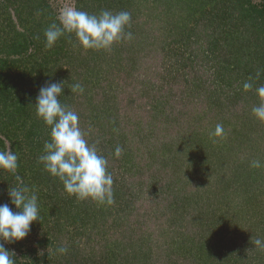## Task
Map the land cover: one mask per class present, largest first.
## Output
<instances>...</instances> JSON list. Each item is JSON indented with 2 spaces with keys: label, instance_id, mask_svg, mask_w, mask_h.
Segmentation results:
<instances>
[{
  "label": "trees",
  "instance_id": "16d2710c",
  "mask_svg": "<svg viewBox=\"0 0 264 264\" xmlns=\"http://www.w3.org/2000/svg\"><path fill=\"white\" fill-rule=\"evenodd\" d=\"M76 5L78 9L89 13L98 14L105 9L113 13L130 12L131 25L126 31L132 33V39L115 44L107 51H95L84 50L76 38H72V34L59 39L52 48H47L44 31L51 23L56 22V18L51 7L45 5V0H0V151L6 150L10 145L11 150L17 153L21 140L25 139L26 146L30 143L32 150H38L42 154L44 142L50 139V128L37 118L32 105L35 104L41 87L64 81V96H61V101L73 110L77 105L83 104L88 111L94 112V115H89L92 116V121L84 126L85 130L88 127L87 139L89 143L99 141L96 146L108 159V171L122 176L113 179L114 203L111 206L100 205L92 200H78L67 194L61 181L50 176L43 165L37 162L39 156H30L36 160L28 161L25 166L24 161H21L22 155L18 154V174L25 185L33 190L39 186L37 191L45 190L50 199L49 206H40V222L47 218V213L48 216L53 213V218L48 222L53 228V234L47 237L49 242H54L53 238L64 231L62 214L72 217V223L78 226L77 231L80 233L87 231V227L98 231L102 228L100 232L108 227L110 231H114L111 225L113 223L114 226L127 223L131 230L128 217L137 215L134 204L138 197L135 196L137 185L133 181L139 178L141 169L148 172L150 186L152 180L157 178L155 174L163 167L167 168V173H175L178 167L174 156L183 155V150L188 151L183 146L181 152L177 153L182 141H171L174 136L182 134L179 130L182 128L181 120L189 122L194 115V119L198 120L201 108L215 110L218 108V99L223 102L222 95L229 99V87L234 84L231 83L232 76L236 79L241 77L243 82L252 78L254 85L248 92L254 96L256 88L264 85V7L251 0H78ZM44 9L47 11L44 12ZM68 41L78 45L70 49V46H66ZM100 54L104 56L100 58ZM149 55L153 56L152 60H168L169 71H178L173 79L182 76L180 84L183 87L176 88L180 91L179 108L175 109L170 103L171 92L176 89L170 90L166 83L162 93L153 96L140 95L135 90L133 80L147 78L151 72L152 66L149 64L150 60H147ZM106 59H114L118 63L117 67L112 69L109 66L110 70L100 67L101 62ZM195 70L197 72L193 73ZM258 70L261 76L256 80ZM200 71H209L210 74L200 76ZM90 72L93 73L91 78L96 85L109 84L108 92L97 90L100 102L90 95V92L94 95L95 89L86 85L91 80L87 78ZM126 79H131L133 85L126 86ZM75 82H80L85 88L83 95L71 93L69 86ZM243 84L240 91L236 84L232 87L235 92H239L236 94L245 92ZM122 91L124 93L120 94ZM130 91L135 94L130 96ZM167 91L171 92L165 93ZM111 96L117 98L112 105ZM103 97L106 98L103 100ZM174 101L177 102V96ZM124 112H137V123L131 126L128 119V122L119 121ZM142 118L144 121L141 122ZM147 118H163V121L171 119L175 120V125L170 127L173 129L170 138L162 135L164 138L156 139L158 143H153V155L140 162L136 161V155L142 157L140 153L143 147L146 149L143 143L150 144V139L141 140L138 145L128 142L137 139L136 133L144 138L150 134V128L145 129ZM117 147L123 149L119 157L114 155ZM203 159L201 157L199 160ZM199 160L192 171L203 163ZM127 161L137 171L136 178H127ZM122 165L125 168L120 174L119 167ZM14 183L11 174L0 170V190H8ZM46 189L51 191L50 195ZM4 203H8L16 211L9 201L7 191L0 192V204ZM111 214L114 217L109 220ZM121 219L126 222L120 221ZM137 223L135 222V228ZM33 229L34 226H31V230ZM45 245L44 243L43 246ZM119 247V253L114 250L112 255L109 254L112 256L109 259L114 264L120 258L123 261L134 258L139 252L136 244L125 242ZM125 250L128 252L124 253ZM35 253L36 248L33 247L22 253V257L32 255L36 260ZM21 258L15 255L16 264H33Z\"/></svg>",
  "mask_w": 264,
  "mask_h": 264
},
{
  "label": "rangeland",
  "instance_id": "374dc122",
  "mask_svg": "<svg viewBox=\"0 0 264 264\" xmlns=\"http://www.w3.org/2000/svg\"><path fill=\"white\" fill-rule=\"evenodd\" d=\"M77 1L74 0L75 5ZM71 2L73 0H45V5L51 7L52 14L56 18L57 9ZM251 2L264 7V0H251ZM123 5L129 6V4ZM45 11L47 10L44 9ZM73 37L75 36L72 35ZM76 45H78L76 42L66 43L70 49L76 48ZM103 56L104 54H100V58ZM152 58L153 56L150 55L147 58L152 66L149 76L133 80L135 90L140 95L153 96L162 93L165 83L170 90L183 87L180 84V80L183 81L180 78L182 76L172 78L178 71L173 69L169 71L168 60L157 61ZM117 65L114 59H106L101 62L100 67L110 70L109 66L114 69ZM198 74L207 76L210 72L200 71ZM92 75V72L87 74V78L91 80H88L86 85H91L92 90L95 89L94 95L91 92L90 95L100 102L97 90L108 92L109 84L96 85L91 78ZM131 79L124 80L126 86L133 85ZM231 80V83H234L233 88L236 84L239 91L242 90L240 87L244 82L241 81V77L236 79L232 76ZM232 87H229L228 93L231 97L227 99L222 95L223 102L218 99L217 109L201 108L199 111L201 117L198 120L194 119L195 115L189 122L181 120L182 128L179 130L182 134L174 136L171 141L175 140L174 143L182 141L178 152H174L180 153L183 146L188 151L183 150V155L174 156L173 159L177 161L176 167H178L175 173H167L165 171L167 168L163 167L155 174L157 178L152 180L149 186L148 172L141 169L138 180L133 181L137 185L135 196L138 197L135 198L134 204L137 215L128 217L131 230L127 223L123 226H114L113 223L111 225L114 231H110L108 227L102 232H100L102 228L98 231L87 227V231L80 233L77 231L78 226L72 223V217L62 214L64 231L53 238L54 242H49L47 237L53 234V228L48 222L53 218V213L49 216L47 213V218L42 222L32 224L34 229L30 230L24 240L5 243V248L21 258L22 253L35 247L36 260L32 255L21 258L33 264H114L109 257H112L111 253L114 250L115 253H119V245L125 242L136 244L139 252L136 257L125 261L120 258L116 264H264V251L255 249L254 244L251 243L252 238L264 239V167L250 166L254 160H260L264 164V122L257 120L252 114V108L261 101L257 93L254 96L245 91L239 95L236 94L239 92H235ZM120 90L123 88L120 87ZM176 90L165 92H171L170 103L175 109L181 105L178 99L180 91ZM188 90L189 88L186 89L187 92ZM122 93L124 92L120 94ZM132 93L135 94L130 91L129 95L131 96ZM175 96L177 102L174 101ZM105 98L103 97V100ZM110 100H113L110 103L112 105L117 98L111 96ZM210 101L212 102L211 99ZM107 102L109 103V98ZM74 111L79 115L81 129L84 132L88 131V127L85 130L84 126L92 121L93 118L89 115H94V112L88 111L83 104L77 105ZM136 114L137 112L126 114L124 112L119 117L121 119L119 121L128 122V119L132 126L139 120L136 119ZM143 119L141 122L144 121ZM217 124L223 126L224 131L221 136L213 135ZM174 125L175 120L147 118L145 129L149 127L150 134L144 138L136 133L137 139L128 142L138 145L139 141L150 139V144L143 143L146 149L143 147L145 150L142 149L140 153L142 157L136 155V161L142 162L143 159L152 156L153 143L156 145L158 143L156 139L164 138L162 135L170 138L173 130L170 127ZM24 141L21 140V147H18L16 152L22 155L21 161L27 166L32 159L36 160L31 157H38L41 152L32 150L31 144L28 143L26 146ZM201 157L204 159L199 160ZM198 160L203 163L192 171ZM126 163L127 178H136L137 171L130 167V161ZM190 163H193L192 167H189ZM124 168L123 165L119 167L120 174L124 172ZM120 176L112 174L113 179L115 177L119 179ZM37 189L39 186L34 189L38 196L39 208L44 205L49 206L50 199L46 191L39 192ZM46 190L50 195L51 191ZM6 191L0 190L1 193ZM113 217L114 214H111L108 218L111 220ZM120 221L126 222L122 219ZM135 222L138 224L137 228ZM50 228L52 230H49ZM108 244L111 246H107ZM59 246L67 247L68 252L63 255L57 253L55 250ZM40 250H44L43 256L38 254ZM126 252L128 251L125 250L124 253Z\"/></svg>",
  "mask_w": 264,
  "mask_h": 264
},
{
  "label": "clouds",
  "instance_id": "9594fccd",
  "mask_svg": "<svg viewBox=\"0 0 264 264\" xmlns=\"http://www.w3.org/2000/svg\"><path fill=\"white\" fill-rule=\"evenodd\" d=\"M56 21L58 23H51L44 31L47 48H52L59 39L72 34L84 50L95 51H107L115 44L132 39V33L126 31L131 25V13L128 11L113 13L105 9L98 14L89 13L78 9L73 0L57 9ZM260 76L258 70L255 79L258 80ZM253 85V79L249 78L243 84L244 91L252 89ZM63 89L64 81L41 87L32 105L37 118L50 128V139L44 142L43 152L37 162L43 165L50 176L61 181L67 194L78 200H92L100 205L111 206L114 203L113 177L108 171V159L99 152L96 146L99 141L89 143V133L81 129L79 115L61 101ZM69 89L72 94L85 93L80 82L72 83ZM256 93L261 102L252 108V114L264 122V85L257 87ZM223 131V126L217 124L213 135L221 136ZM122 151L121 147H117L114 155L119 157ZM18 160V154L11 150L10 145L0 151V170L11 174L15 180L7 194L16 209L14 211L8 203L0 204V241H3L0 243V264H16L15 253L7 250L4 244L24 240L32 224L40 222L38 196L18 174ZM250 166L260 168L264 164L254 160ZM251 243L255 249L264 251V239L252 238ZM55 251L63 255L68 252V248L59 246ZM38 254L43 256L44 250Z\"/></svg>",
  "mask_w": 264,
  "mask_h": 264
}]
</instances>
